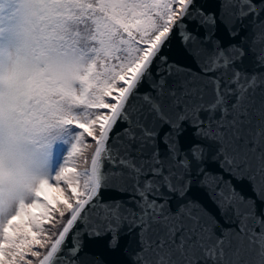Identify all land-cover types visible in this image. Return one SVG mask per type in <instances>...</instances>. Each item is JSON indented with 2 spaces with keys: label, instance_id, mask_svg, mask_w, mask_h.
<instances>
[{
  "label": "snow or ice",
  "instance_id": "obj_1",
  "mask_svg": "<svg viewBox=\"0 0 264 264\" xmlns=\"http://www.w3.org/2000/svg\"><path fill=\"white\" fill-rule=\"evenodd\" d=\"M0 264H264V0H0Z\"/></svg>",
  "mask_w": 264,
  "mask_h": 264
},
{
  "label": "water",
  "instance_id": "obj_2",
  "mask_svg": "<svg viewBox=\"0 0 264 264\" xmlns=\"http://www.w3.org/2000/svg\"><path fill=\"white\" fill-rule=\"evenodd\" d=\"M191 67L195 70L194 64H192ZM146 87L147 86L145 85V87L142 88L141 91H144L146 89ZM110 195H114V193H111V192L104 193L105 198H108V196H110ZM209 206H210V202H209ZM221 223H223V221H221ZM225 226L227 227V225H225ZM122 243H123V240H122ZM85 251L88 252L89 254H93V253H97L98 249L95 248L94 246L88 245V246H86ZM102 258L105 260H108V261H114V260L121 259L122 257L119 256L118 254L104 253Z\"/></svg>",
  "mask_w": 264,
  "mask_h": 264
},
{
  "label": "rangeland",
  "instance_id": "obj_3",
  "mask_svg": "<svg viewBox=\"0 0 264 264\" xmlns=\"http://www.w3.org/2000/svg\"><path fill=\"white\" fill-rule=\"evenodd\" d=\"M79 164V163H78ZM83 166V165H81ZM47 192L51 193L52 195H55V196H59L61 201L63 200V197L60 196V194L57 192V190L55 188H52V189H48Z\"/></svg>",
  "mask_w": 264,
  "mask_h": 264
},
{
  "label": "trees",
  "instance_id": "obj_4",
  "mask_svg": "<svg viewBox=\"0 0 264 264\" xmlns=\"http://www.w3.org/2000/svg\"><path fill=\"white\" fill-rule=\"evenodd\" d=\"M90 157H91V152L89 151L88 152L89 164H90ZM77 163H79L80 166L83 165L81 161H78ZM52 196L53 195L51 193L47 192V198L51 199ZM42 198H44V197L42 196Z\"/></svg>",
  "mask_w": 264,
  "mask_h": 264
}]
</instances>
